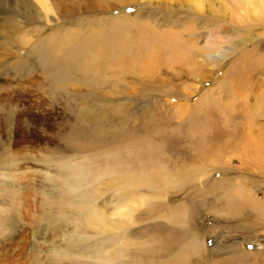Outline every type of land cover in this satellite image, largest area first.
I'll return each instance as SVG.
<instances>
[{"label": "rangeland", "instance_id": "1", "mask_svg": "<svg viewBox=\"0 0 264 264\" xmlns=\"http://www.w3.org/2000/svg\"><path fill=\"white\" fill-rule=\"evenodd\" d=\"M74 2L86 10L44 21L35 0L23 14L0 0V264H264V148L257 161L228 135L264 138V14L242 0ZM108 40L115 70L91 55ZM169 42L181 64L142 55ZM27 48L59 75L80 68L85 95L20 64Z\"/></svg>", "mask_w": 264, "mask_h": 264}, {"label": "bare ground", "instance_id": "2", "mask_svg": "<svg viewBox=\"0 0 264 264\" xmlns=\"http://www.w3.org/2000/svg\"><path fill=\"white\" fill-rule=\"evenodd\" d=\"M20 1V3H19V6L21 5V7H19V6H17L18 8H21L20 10H19V12L21 13V14H23L24 12L22 11V10H24V8L23 7H25L26 5H27V3L26 2H29V0H19ZM36 1V4H38V6L40 7V9H41V12H40V14H42V16H43V20L44 21H48V17H49V15H50V13L53 11L54 12V10H56V9H53V8H57V7H52L53 5H52V1L51 2H49V0H35ZM70 1L71 0H63L62 2H60L59 4V7L57 8L58 9V12L59 13H67L68 12V14H72V13H75V11L77 10V12H81V11H84V10H86V9H83V7H81L80 9H78V8H76L77 7V5H78V3L77 2H74L73 4L72 3H70ZM126 1V0H125ZM206 1H208V0H198V5L200 6V8L202 7V4H204V2L206 3ZM235 1V0H234ZM57 2V1H56ZM242 2L244 3V7L246 6V8L247 9H249L250 10V12L252 11V13L254 12H256V14H258L259 12L261 13V14H264V0H242ZM55 3V2H54ZM196 3V2H195ZM74 4H75V6H74ZM197 4V3H196ZM23 5V6H22ZM208 5H209V2H208ZM243 5V4H242ZM28 6V5H27ZM55 6V5H54ZM88 8L90 7V6H87ZM241 7V6H240ZM90 9V8H89ZM209 12H211V10H209ZM219 12V11H218ZM241 12V11H240ZM55 13V12H54ZM58 13V14H59ZM78 14H80V13H78ZM211 18H209V22L210 23H212V25L216 22V18H215V12L214 13H212L211 12ZM60 15V14H59ZM247 19V18H246ZM3 20H1V22H2ZM178 20H176L175 18H173L172 19V22H177ZM84 23V22H83ZM2 24V23H1ZM85 24V23H84ZM173 25V24H172ZM88 26V25H87ZM94 26V25H93ZM97 26V25H96ZM90 28V27H89ZM93 29V28H92ZM96 29V28H95ZM90 30V29H89ZM93 31V30H92ZM88 32V31H87ZM94 32V31H93ZM170 32V31H169ZM165 33V32H164ZM188 33H189V35H193L194 34V31L193 30H190L189 29V31H188ZM88 34H90L89 32H88ZM92 34V33H91ZM93 34H95V32L93 33ZM98 34H100V33H98ZM166 34V33H165ZM165 34H162V35H165ZM168 34V33H167ZM59 35V34H58ZM159 35V34H158ZM173 35V34H172ZM56 36V35H55ZM99 36V35H98ZM62 37V36H61ZM166 37V36H165ZM171 37V36H170ZM176 37H177V35H176ZM40 38V37H39ZM35 39V41L33 42V43H31V45H33V47H35V48H37V47H39L40 45H42V41L44 40L43 38H40V39ZM55 38H57V37H55ZM160 38V37H159ZM173 38V37H172ZM61 39V38H60ZM88 39V38H87ZM8 40V39H7ZM59 40V39H58ZM159 40V39H158ZM161 40V39H160ZM176 40H177V38H176ZM70 41V40H69ZM166 40H164V42H165ZM168 41V40H167ZM169 41H171V40H169ZM175 41V40H174ZM55 42V41H54ZM57 42V41H56ZM60 42V41H59ZM149 42V41H148ZM154 42V41H153ZM162 42V41H161ZM187 42V41H186ZM69 43V42H68ZM71 44H66V47L67 46H72V47H79L80 46V44L79 43H77V42H70ZM151 43H152V41H151ZM150 43V44H151ZM157 43V42H156ZM188 43V42H187ZM8 44V43H7ZM35 44V45H34ZM148 44V43H147ZM153 44V43H152ZM148 45L149 47H148V51L147 52H145L144 54L142 53V55H144L145 57H147L148 56V58H147V60H148V62H154V61H156V62H158V64L159 63H163V64H166V63H168V64H166V65H169V67H173V65L174 64H176V62L177 63H180L181 64V62H182V60L184 59V57H186L188 54H187V50L186 49H184L183 48V45L182 46H180V45H178V43H173V42H169L168 43V45H167V43H166V45H163V49H164V47H166L167 48V51H168V54L167 53H164V51L165 52H167L166 50H163L162 48H159V46H158V48H157V45ZM155 44V43H154ZM65 45V44H64ZM146 46V45H145ZM123 47V46H122ZM121 47V48H122ZM69 48V47H68ZM144 48V47H143ZM186 48V47H185ZM98 49V50H97ZM97 49L95 48V49H92L91 50V55H92V57H96V58H99V60H101V61H109V64H112L111 66L113 67L114 66V69L113 68H111V69H113V70H115L116 69V42L114 43L112 40H108V41H106L105 42V44H101V48H99V47H97ZM162 49V50H161ZM99 52H100V56H99ZM140 52V51H139ZM143 52V51H142ZM7 53H9V54H6L5 52H4V54H5V56L6 57H9V58H15V59H17V57H18V52H15V51H11V52H8L7 51ZM15 53L17 54V55H15ZM37 53H38V55H37ZM67 53V52H66ZM135 53H137L136 51H135ZM189 53V52H188ZM139 54V53H138ZM166 54V56H164ZM187 54V55H186ZM42 55V54H41ZM65 55V53H63L62 54V57ZM141 54H139V56H137V58L138 57H140V58H142V57H144V56H142ZM40 56V52L39 51H37L36 52V50L34 51V54H31V50H30V48H27V50H25V54H24V56H22V61L20 62V64H22V62L24 63V65L26 64V67H27V69L28 70H31V66L33 67L32 68V70H36V69H34V68H37V70H43L42 72H44V73H46L48 76H49V78L50 79H48L47 80V83H51V82H56L57 83V86L59 87V88H61V90H62V92L61 93H65L66 95L68 94V92L70 91V90H73L74 92H76V91H78V92H80L81 94H84L85 95V88L89 85V84H92L90 81H88V82H86V83H83L82 85H84V88H72L73 86H75L76 85V82H78V83H82L84 80H83V75H81V69L80 68H73V69H71V71H76V80H74V79H72L73 77H71V76H69V71H64V75H59V71L58 70H55L53 67H52V65L50 64L51 63V61H50V63H49V60L51 59H49L48 60V62H42L41 61V63H42V65L40 64V61H39V57ZM43 56V55H42ZM48 56V55H47ZM205 56V55H204ZM37 57H39V58H37ZM52 57V56H51ZM54 57H57L56 55H54ZM139 58V59H140ZM203 59H205V60H211V59H216V57L215 56H213V55H211V54H208V55H206L205 57H202ZM264 59V54H263V56H261L260 57V61H263L262 59ZM7 59V58H6ZM36 59H37V61H36ZM145 59V58H144ZM187 59V58H186ZM133 60V59H132ZM142 60V59H141ZM36 61V62H35ZM140 61V60H139ZM146 61V60H145ZM189 61L191 62V64H193L194 66L193 67H198V62H199V65H200V63H202V64H208V62H200V60H192V59H189ZM198 61V62H197ZM19 62V61H18ZM30 62H32V63H30ZM120 62H122V60H119V62L118 63H120ZM155 62V63H156ZM13 63H14V61H13ZM17 63V62H16ZM151 63V64H152ZM19 64V65H20ZM37 64H39L40 66H41V68H39L38 69V67H40V66H38ZM71 64V66L72 65H74V63H73V61L70 63ZM84 63L81 61V65H83ZM142 63H140L139 65L140 66H143L144 65V62H143V64L141 65ZM150 64V65H151ZM106 65H108V63L106 64ZM154 65V64H153ZM157 65V64H156ZM101 66L103 67V66H105V64H101ZM109 66V65H108ZM124 66V65H123ZM140 66H139V68H140ZM145 66H146V64H145ZM148 66V65H147ZM146 66V67H147ZM67 67H69V65H67ZM157 67V66H156ZM159 67V66H158ZM151 68V67H150ZM232 68V67H231ZM141 69V68H140ZM157 69V68H156ZM22 70V69H21ZM26 70V69H25ZM142 70V69H141ZM141 70H140V73H142L141 72ZM231 70V69H230ZM23 71V70H22ZM234 71V70H233ZM137 72V71H136ZM230 72V71H229ZM68 73V77L66 76V74ZM177 73H178V71L176 72L175 71V74L177 75ZM230 73H232V72H230ZM25 74H26V72H25ZM139 74V73H138ZM193 74V73H192ZM101 76V74H96V75H94L93 77L94 78H96V79H98L99 77ZM192 76H194V74L192 75ZM195 77V76H194ZM62 78V79H61ZM241 79H242V77L241 76H236V75H232V76H230L229 78L228 77H226L225 79H222V87H225V86H228L229 84H232V85H238L239 83L238 82H240L241 81ZM164 81H165V79H163ZM161 81V82H164V81ZM165 83V82H164ZM246 84V83H245ZM245 84L244 83H242V86H245ZM242 86H241V88H242ZM248 86V85H247ZM89 87V86H88ZM96 86H93L92 88L94 89ZM51 88V87H50ZM50 88L48 87L47 88V90L49 91L50 90ZM90 88V87H89ZM232 90V89H231ZM101 91V90H100ZM232 92H234V91H232ZM100 93V92H99ZM237 93H242L241 92V89L239 88V90H238V92ZM101 94V93H100ZM243 94H246V93H244L243 92ZM233 96H234V94H233ZM236 96H237V94H236ZM260 97H261V100H264V94L263 95H260ZM249 98V96L247 97V99ZM260 99V98H259ZM79 100H80V103L82 102V101H85V97H80L79 98ZM83 106H86V103H84L83 104ZM123 106H125V108H126V105H124L123 104ZM87 108H84L83 110H82V112H87V110H86ZM239 115H241V114H239ZM239 115H235V116H239ZM250 115V114H249ZM83 117H85L86 118V115L85 116H81V119L83 120L84 118ZM90 117V116H89ZM89 117H87L86 118V120H89ZM244 117V116H243ZM246 118V117H245ZM252 118V117H251ZM86 120H85V122H86ZM81 122V121H80ZM250 122L251 121H245V123H244V125L246 124V127H248L249 128V130H251V125H250ZM83 123V122H82ZM252 124V123H251ZM245 127V126H244ZM240 128L241 130H236V131H234V132H228V135L230 136V137H233V138H235L234 139V141H230L231 143H233V142H241V145H242V147H243V149L242 150H246L247 152H248V154L250 153L251 155H252V157L254 158V159H256L257 161H262V156H261V151H263V148H264V138H259V139H255V141L254 140H245V135L243 134V135H239V133L240 132H243L244 131V129L245 128ZM248 128H246V129H248ZM252 131V130H251ZM247 132V131H246ZM252 132H254V131H252ZM251 132V133H252ZM261 134H262V132H261ZM252 136V135H251ZM262 137V136H261ZM241 139H243V140H241ZM247 139H249V138H247ZM251 139V138H250ZM261 139V140H260ZM236 147V146H235ZM237 149V148H236ZM238 150V149H237ZM247 154V153H246ZM70 180V179H69ZM73 180V179H72ZM59 190V189H58ZM79 219V218H78ZM105 224H103V227H105L104 226ZM107 229V228H106ZM97 231L99 230V229H96ZM190 248V247H189ZM177 264V263H176Z\"/></svg>", "mask_w": 264, "mask_h": 264}]
</instances>
